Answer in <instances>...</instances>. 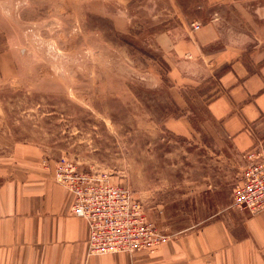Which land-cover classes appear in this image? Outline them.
Listing matches in <instances>:
<instances>
[{
	"label": "rangeland",
	"instance_id": "374dc122",
	"mask_svg": "<svg viewBox=\"0 0 264 264\" xmlns=\"http://www.w3.org/2000/svg\"><path fill=\"white\" fill-rule=\"evenodd\" d=\"M182 18L174 0H0V145L107 176L148 212L194 189L232 191L241 155L207 113L223 70L198 43L176 61L165 40L185 36ZM199 29L185 32L194 42Z\"/></svg>",
	"mask_w": 264,
	"mask_h": 264
},
{
	"label": "crops",
	"instance_id": "0c3cea01",
	"mask_svg": "<svg viewBox=\"0 0 264 264\" xmlns=\"http://www.w3.org/2000/svg\"><path fill=\"white\" fill-rule=\"evenodd\" d=\"M174 2L185 36L165 42L182 64L196 43L204 55L215 56L223 72L207 113L219 124L220 143L230 141L242 159L264 145V0ZM195 23L202 25L197 42L185 32ZM186 122L174 120V131L183 133ZM5 143L0 145V264H264V210H240L233 190L213 187L194 189L148 212L171 235L155 252L89 255V225L72 214L73 194L55 181L54 167L43 168L42 151Z\"/></svg>",
	"mask_w": 264,
	"mask_h": 264
},
{
	"label": "built area",
	"instance_id": "2783aa9c",
	"mask_svg": "<svg viewBox=\"0 0 264 264\" xmlns=\"http://www.w3.org/2000/svg\"><path fill=\"white\" fill-rule=\"evenodd\" d=\"M242 159L233 188L234 206L258 213L264 210V145L257 144ZM54 179L73 194L72 214L89 225V255L153 253L170 241L171 235L149 218L148 209L130 188L88 173L64 157L54 165Z\"/></svg>",
	"mask_w": 264,
	"mask_h": 264
}]
</instances>
